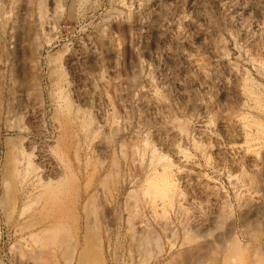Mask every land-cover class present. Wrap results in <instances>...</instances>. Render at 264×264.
Returning a JSON list of instances; mask_svg holds the SVG:
<instances>
[{"label":"rangeland","instance_id":"1","mask_svg":"<svg viewBox=\"0 0 264 264\" xmlns=\"http://www.w3.org/2000/svg\"><path fill=\"white\" fill-rule=\"evenodd\" d=\"M93 262L264 263V0H0V263Z\"/></svg>","mask_w":264,"mask_h":264},{"label":"bare ground","instance_id":"2","mask_svg":"<svg viewBox=\"0 0 264 264\" xmlns=\"http://www.w3.org/2000/svg\"><path fill=\"white\" fill-rule=\"evenodd\" d=\"M37 1H40V0H37ZM40 5H42V1H41V3H39ZM39 4H38V6H39ZM40 9H42V7L40 8ZM39 9V10H40ZM40 13H43V12H41V10H40ZM40 16H42L41 14H40ZM42 19V18H41ZM65 122H66V120H65ZM65 128V127H64ZM63 136H64V134H63ZM76 143V142H75ZM66 145V144H65ZM64 145V146H65ZM11 152V151H10ZM9 152V153H10ZM8 154V153H7ZM11 155V154H10ZM18 155V154H17ZM15 156V155H14ZM7 158H8V155H7ZM9 158H10V156H9ZM14 159V161H15V158H13ZM13 159L10 161V167H9V170L10 169H12V170H10V173L9 174H7L8 175V177L9 178H7L6 176V180L7 179H9V182L11 181V183L13 182V179L16 177V180H17V176H16V171L18 170H15V168H13V164H14V161H13ZM19 162V161H18ZM19 167V166H18ZM8 168V167H7ZM9 170H7L8 172H9ZM6 174V173H5ZM12 179V180H11ZM5 180V179H4ZM15 180V179H14ZM45 180H47V179H45ZM44 180V181H45ZM6 185H7V182L5 183ZM14 184V183H13ZM17 184V183H16ZM18 185V184H17ZM15 185H13V188L9 191L8 189L7 190H5L4 189V191L6 192V191H8V196L5 198V196H4V199L5 200H3V201H1V202H3V204H4V202L7 204V205H13V206H15L16 204H17V202H18V191H17V188L16 187H14ZM12 187V186H11ZM10 187V188H11ZM19 190V189H18ZM54 192V191H53ZM98 192V191H97ZM35 193V192H34ZM4 194H6V193H3V195ZM45 194H46V196H45V201H44V204L41 206V209H40V216L42 215V213H46V219H44L42 222L40 221V220H37L36 222L37 223H33L32 224V222H31V228L33 229V227H36V226H39V228H37L36 229V231H34V232H30L31 233V235H28V236H30V238H32L33 237V239H34V237H35V239L37 238H39V239H41V241L42 240H44V242L45 241H49V242H51L53 245L54 244H57V245H59L60 247L62 246V244H64L63 242L66 240V238H67V236H69L70 234H69V232H70V227H69V222H71L72 221V223H74L75 225H76V223H77V225H78V219H77V214H72V211H70V206H69V204H68V202H66V200L67 199H65V197L67 198V196H64V197H61V196H56L55 195V192L52 194V193H49V192H45ZM61 195V194H60ZM78 195V194H77ZM95 195V194H94ZM90 196V195H89ZM78 198V197H77ZM90 198V197H89ZM91 199H92V197H91ZM90 199V200H91ZM94 200L96 199V198H93ZM69 201V200H68ZM87 201H88V199H87ZM87 201L85 202L86 204H87ZM94 202V201H93ZM70 203V202H69ZM6 205V206H7ZM9 205V206H10ZM71 205V204H70ZM76 205H78V199H77V201H75V206H74V209L76 208ZM88 205H90V204H88ZM93 205V204H92ZM6 206H5V204H4V206H3V208L5 207L6 208ZM8 206V207H9ZM91 206V205H90ZM93 207V206H92ZM10 208V207H9ZM22 208H24V207H22ZM21 208V209H22ZM86 208H89V207H86ZM7 210V209H6ZM11 210V209H10ZM9 210V212H11ZM14 210V209H13ZM90 210V209H89ZM22 211V210H21ZM83 211V210H82ZM88 211V210H87ZM13 212V211H12ZM74 212V211H73ZM89 212V211H88ZM77 213V212H76ZM87 213V212H86ZM12 214V213H11ZM38 214V213H37ZM38 215V216H39ZM90 215V214H89ZM85 216V215H84ZM8 217H10L11 218V216H9V214H8ZM39 218V217H38ZM30 220V219H29ZM28 220V221H29ZM9 221V220H8ZM39 221V222H38ZM34 222V221H33ZM29 224V223H28ZM74 224H72V225H74ZM80 224V223H79ZM26 225V224H25ZM30 225V224H29ZM71 225V224H70ZM74 225V226H75ZM90 225V224H89ZM77 227V226H76ZM75 227V228H76ZM24 228V227H23ZM77 230V229H76ZM84 234H83V240L84 241H88V240H92L94 237H95V235H94V237H93V234H92V230L90 231V230H88V229H85L84 228ZM20 231V230H19ZM78 231V230H77ZM96 231V230H95ZM28 233V232H27ZM74 233V232H73ZM75 233H77V232H75ZM78 234V233H77ZM97 234V233H96ZM142 241V240H141ZM51 244V245H52ZM146 244V243H145ZM77 245V244H76ZM96 245V244H95ZM58 247V246H57ZM145 247V246H144ZM67 248V247H66ZM65 248V249H66ZM138 248V247H137ZM74 250V249H73ZM85 255H86V250H82V251H79V256H80V258H84L85 257ZM79 259V258H78ZM85 259V258H84ZM259 260V259H258ZM79 261H83V259L82 260H79ZM84 262H85V260H84ZM263 262V261H262ZM1 264V263H0ZM93 264H99V263H94L93 262ZM264 264V263H263Z\"/></svg>","mask_w":264,"mask_h":264}]
</instances>
